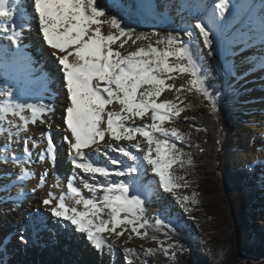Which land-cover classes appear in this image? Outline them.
<instances>
[{
	"label": "snow or ice",
	"instance_id": "obj_1",
	"mask_svg": "<svg viewBox=\"0 0 264 264\" xmlns=\"http://www.w3.org/2000/svg\"><path fill=\"white\" fill-rule=\"evenodd\" d=\"M215 12L223 16L228 9L226 0H219L214 5ZM34 11L38 17L39 31L44 42L53 50L63 72V81L67 91V101L64 123L70 137H64L69 147V156L72 157V165L81 170L93 180L102 177L108 183L100 184L83 182V188L98 198H85L79 188L67 183V192L75 198L76 204L83 206L82 211L69 207L65 203V197L58 199L48 193V198L43 200L45 205L55 206L51 208V215L75 226L76 231L86 235L87 240L93 247L100 250L106 244L105 234H115L117 238L123 235L127 228L143 239L147 232V221L143 219L144 201L137 195H130V186L124 182H114L112 176L123 177L125 171H113L107 167L100 166L93 161L86 149H93L104 143L107 149L119 152L124 157L135 162L138 157L133 155L127 147L120 146V142H133L131 147L138 152H143V161L150 166L152 173L158 177L159 185L164 192H173L180 187H188L184 176L174 174V165L183 166L185 163L192 165L189 156L184 159V151L178 147V142L183 136L173 127H164L165 123L171 122L179 117L184 111L178 103L163 99L166 92L179 94L182 88L175 87L167 81L172 80L173 74L187 73L192 79L189 84L195 92L211 106V111L216 110V101L205 85V79L201 76V70L193 59V53L177 37L168 36L161 38L157 33L134 34V30L126 29L115 16H105L103 6L98 0H34ZM15 11L7 6V0H0V18L14 21ZM108 24L115 29L107 35L101 31V25ZM198 30L202 37L204 46L211 50L213 40L211 39V28L202 20H197L190 28ZM189 37L193 32L185 30ZM20 33L13 31L9 39L16 43ZM155 44L163 47L153 46ZM123 38V39H122ZM137 41H148L146 47L138 46L137 50L122 53L118 49H124L125 45ZM119 42V43H118ZM118 44V49L113 46ZM70 57L72 58L70 61ZM181 61L186 63H181ZM10 91L6 96L11 97ZM177 99L179 97L177 96ZM118 105V110L109 109L108 106ZM30 112L33 125L49 123L45 116L54 114L52 106H38L32 103L5 102L0 104V122L7 120L9 115L19 117L26 129L29 118L24 115ZM150 114V124L135 126V119L143 120ZM9 124L11 120H7ZM131 122V123H130ZM21 125H17L20 127ZM142 138V141L137 138ZM12 139L11 136L8 138ZM116 142L113 144L112 142ZM146 145V148L142 146ZM23 155L26 159L16 160L21 166L25 177L32 173L24 167L31 159V149L28 141H23ZM35 146V145H33ZM54 144L49 137L47 144V155L53 156ZM97 154L106 155L104 148L95 147ZM201 151H203L201 149ZM74 154V156H73ZM44 159V154H39ZM112 165L119 166L121 161L110 159ZM129 168V171H135ZM47 173L39 176V185L45 183ZM178 181H185L184 184ZM197 193L193 192L191 198L184 196L182 203L189 200L193 205L198 203ZM108 219L102 218L105 213ZM190 211L191 209H185ZM159 223V221H157ZM122 231H117L121 229ZM155 239V237H153ZM170 249L183 251L180 245H169L160 251L167 257ZM148 255H155L156 250L148 248ZM173 251L170 259L175 258ZM126 254H133V249L126 248ZM131 264V261L128 262ZM147 264V262H145Z\"/></svg>",
	"mask_w": 264,
	"mask_h": 264
},
{
	"label": "bare ground",
	"instance_id": "obj_2",
	"mask_svg": "<svg viewBox=\"0 0 264 264\" xmlns=\"http://www.w3.org/2000/svg\"><path fill=\"white\" fill-rule=\"evenodd\" d=\"M26 1L13 0L11 9L15 11L14 21L0 18V76L3 79V82L0 81V104L7 101L12 104L32 103L38 106H52L54 107V114L50 117L45 116L49 123L40 124L37 121V124L33 125L31 114L26 111L24 115L29 118L26 129L22 126L23 122L19 117L9 115L7 120H11V124L7 120L0 122V264H46L45 259H48L47 264H92L88 260L91 257L86 258L89 255L97 257L96 264H128L132 260V256L126 254L125 249H140L142 245L140 237L132 233L130 227L119 238L114 233L105 234L107 244L98 250L87 240L86 235L76 231L75 226L70 222L51 215V208L55 206V200L52 205L43 203V200L48 198V193L51 192L57 199L64 196L65 203L69 207L82 211L83 206L76 204L75 198L67 192V183L71 181L73 186L80 189L82 196L93 199L98 198L101 193H97L96 197H93L92 193L83 188V182H99L106 185L108 181L98 176L93 180L89 175H85L72 165L69 147L64 140L66 135L68 137L71 135L70 132H67L64 123L66 107L70 102L67 101V94H60L54 89L56 80L59 78L63 80V72L53 50L43 40L34 8L31 9L32 21L27 22L24 17H16L23 9L28 10V6L24 5ZM175 1L178 5L176 8L174 6ZM98 2L105 11V16L101 17L102 20L115 16L124 28L134 30V34L157 33L161 38L177 37L178 46L180 41L185 44L194 39L184 31L187 29L186 27L193 25L192 21L200 19V14L207 16L205 24H208L211 29L213 27V29L220 30L223 24L229 23L226 34L228 44L223 47L217 41L213 45L215 51H219L217 53L221 54V58H223V53V55L230 56V59L234 58V52L240 53L235 61L240 64L242 79L250 81L253 85L264 84V68H262L264 67V0H226L228 9L223 16L216 14L215 4H211L212 1L210 0H149L146 8H143L137 0H98ZM192 10L196 13L195 15H192ZM174 13L180 15L179 18L175 17ZM231 18L234 20L233 23L230 22ZM247 23L249 26H253L252 33L242 28ZM28 26H30L31 31H27ZM238 26L241 29H238ZM100 27L105 35L109 31L115 34V29L110 28L108 24H102ZM13 31L20 33L16 43L9 39ZM193 34L199 43L203 42L199 38L198 30L194 29ZM155 39L153 37L151 40L153 46L163 47L156 45ZM255 40L263 42L255 44ZM147 44L148 41H137L136 44L129 41L124 49H118V44L114 45L113 48L122 53H127L137 50L138 46L146 47ZM244 48L245 51H243ZM210 55L215 61L217 54L210 53ZM71 59L70 57V61ZM197 62L200 66L208 67L206 57ZM55 63L57 68L54 66ZM229 69L226 71L227 76L235 78L234 70ZM229 71H232V74ZM249 72L251 75H248ZM40 74L49 76L48 85L54 90L51 95L42 91L37 92L38 94L30 91V85ZM182 81L183 78H173L167 83L180 87L183 91ZM8 91L12 93L11 97L6 96ZM181 92L179 94L174 91L166 92L163 99L178 103L177 96L180 98ZM178 105L182 104L178 103ZM108 107L110 110H118L119 108L118 105ZM134 123L135 126L150 124V114L145 116L143 120L135 119ZM17 125L21 126L17 127ZM174 125L175 123L171 121L165 123L164 127L171 129ZM49 129L55 131V140L59 144L57 154L52 157L47 155V143L45 141V133ZM9 136L12 137L11 140L8 139ZM137 139L142 141L140 137ZM24 140L28 141V147L31 149V159L24 165L32 173L28 177L23 175L20 164L14 162L13 159L14 157L16 160L26 159L23 155ZM112 143L115 144L116 142L113 141ZM134 143L136 141H122L120 146L127 147L133 155L138 157L135 162L120 153L115 154L114 151L104 147L103 142L99 146H94L93 149H86L85 152L97 164L113 171L135 168L136 170L130 171V173L125 171L126 175L123 177L112 176L111 180L128 184L131 190L130 195H137L143 200L147 213L152 214L153 210L154 212L158 210L154 204L155 191L167 194L174 202L177 200L176 194H178L179 188L174 189L173 192H164L159 185L158 177L152 173L150 166L143 161V152H138L131 147V144ZM142 146L146 148L145 144ZM95 147L104 148L106 155L97 154L94 150ZM39 154H44L43 160L40 159ZM110 159L119 160L121 164L119 166L112 165ZM173 171L177 175L175 165ZM45 172L47 177L41 187L39 176ZM139 178L148 180V184L146 186L139 185ZM178 183L181 184V181ZM31 202L32 206L30 205ZM166 204L168 205V203ZM106 212L107 210L102 214L104 219L109 218ZM37 225L40 226V229ZM122 230L123 226L121 229H117V231ZM67 240L74 243L78 253L77 257H74L66 249Z\"/></svg>",
	"mask_w": 264,
	"mask_h": 264
},
{
	"label": "rangeland",
	"instance_id": "obj_3",
	"mask_svg": "<svg viewBox=\"0 0 264 264\" xmlns=\"http://www.w3.org/2000/svg\"><path fill=\"white\" fill-rule=\"evenodd\" d=\"M212 1L211 4H215L219 2V0H210ZM208 2V1H207ZM174 6L176 8L177 2H174ZM196 9V8H195ZM173 10V9H172ZM173 12V11H172ZM175 12V11H174ZM176 13V12H175ZM174 13V14H175ZM192 15L196 13L192 10ZM200 14V13H199ZM180 15L175 14V17L179 18ZM207 16H202L200 14V19L205 23V19ZM184 20V18H181ZM233 18L230 19V22L233 23ZM196 21H192L193 25ZM244 24L242 28L247 29L248 32H251V29H254L253 26H249ZM227 25L223 24L220 30L211 29V39L213 40V44L211 46V50L208 47L204 46V42L199 43V40L196 39L197 37L193 34V40H189V43L183 44L187 46L190 51L193 53V59L198 64L199 59H203L206 57L208 67L203 65H199L201 70V76L205 79V85L208 87L210 94H213L214 97L221 98L225 92L229 89L236 88V103L240 106L239 109L240 114L243 116V124L244 133L240 135L239 141V149L236 152V160L234 170L240 169H251L252 177L256 180L260 181L261 187L257 191V202H256V212L257 218H255L254 222L252 223L251 232L254 233L259 239L264 241V84L253 85L250 81H244L242 79L243 75L241 74V67L240 64L235 61L240 53L234 52V58L230 59V56L222 53L223 58H221V54L215 51L214 44L218 41L223 47L227 46L228 38H226L227 34ZM225 26V27H224ZM190 31H194V28L186 27ZM185 29V30H187ZM238 29L241 27L238 26ZM213 30V31H212ZM186 33V31H184ZM242 33H244L242 31ZM241 33V34H242ZM200 40L203 41L202 37ZM230 42V41H229ZM263 41L255 40V44H259ZM245 51V48L243 49ZM210 53H216L217 57L214 59L211 57ZM181 63H186L181 61ZM205 63V64H206ZM204 64V65H205ZM231 68L234 70L233 74L235 78L232 76H227L226 71ZM264 68V67H262ZM230 70V69H229ZM264 70V69H263ZM232 74V71H229ZM262 72V70H259ZM185 74V75H184ZM248 75H251L249 72ZM175 79L183 78V88L184 90L181 92V97L179 98L180 107L184 108V111L181 112L180 117L175 118L172 122L175 123L174 127L179 131V133L183 136V140L178 142V147L181 148L184 153L186 154L184 159L186 160L189 156H194L193 154V147L192 144L195 141L194 133L197 132V128L205 131L204 128L201 127V122L199 121L197 115L194 111H190L188 109V99L190 97L191 88L189 81L192 77L187 73H177L173 74ZM228 78V79H227ZM3 79L0 76V81ZM3 82V81H2ZM259 82V81H258ZM195 92V90H194ZM191 139L190 141L188 139ZM192 147V148H191ZM263 153V154H262ZM192 159V157H191ZM193 162V159H192ZM176 173L178 176H184L185 180L188 184V187H180L178 190L177 200L174 202L172 199L165 193L161 191H155L154 196V204L158 207V210L152 212V214L147 213V209L144 203V210H143V219L146 220L148 223L157 226V229L160 230V224L162 222L168 221H175L177 223H183L184 225L188 226L193 233V235L198 240L199 248L206 250L207 255L206 258L203 257L202 253L200 254H190L187 256L188 248L180 242L175 236L173 235L172 231H167L169 234L168 240L163 239L164 233L166 231L162 230L160 236H157L159 240L154 241L152 238L149 240L147 235L141 239L142 243L140 249H133L131 264H161L159 262L160 259L165 258V262L163 264H202L209 263L214 259L215 256V249H214V237L213 232L211 231L210 227V218H212L214 214V209L212 208V202L210 201L211 198L209 197V201H205L203 203L200 199L199 194V184L202 180V177L197 176L195 173L196 169H192V165H188L185 163L183 166L177 164ZM127 171L129 169H126ZM129 172V171H128ZM130 173V172H129ZM148 180L139 178V185L146 186L148 184ZM185 181H181V185L184 184ZM193 192L197 193V200L198 203L193 205L191 200H189L186 204L182 203V198L184 196H188L191 198ZM202 193V191H201ZM153 195V194H152ZM203 195V194H202ZM201 195V197H202ZM161 196V197H160ZM28 202V201H27ZM178 202V204H177ZM168 203V205L166 204ZM32 206V202L30 203ZM205 205L207 206V210L205 209ZM210 206V207H209ZM191 209L190 211H186L185 209ZM210 214V215H209ZM212 215V217H211ZM213 220V219H212ZM159 221V223H157ZM38 229H40V226ZM141 233L145 232V229L140 230ZM147 232V231H146ZM47 234V233H46ZM43 235V234H41ZM171 236V237H170ZM140 237V236H139ZM66 249L72 253L74 257H77V251L74 247V243L67 240ZM180 245L181 249H186L183 251H175L174 249H170L167 257L160 251L162 248H166L169 245ZM151 248L156 250L155 255H148L146 253V249ZM173 251H175V258L170 259L169 257L172 256ZM53 253V252H51ZM13 255V254H12ZM86 256V254H83ZM89 255V254H88ZM13 257V256H12ZM91 257L90 262L92 264H96L97 257H92V255L86 256V258ZM190 259L193 261L190 262ZM254 259V258H253ZM45 263H48V259H45ZM256 262V261H255ZM16 264V263H15ZM19 264V263H18ZM257 264V263H256Z\"/></svg>",
	"mask_w": 264,
	"mask_h": 264
},
{
	"label": "trees",
	"instance_id": "obj_4",
	"mask_svg": "<svg viewBox=\"0 0 264 264\" xmlns=\"http://www.w3.org/2000/svg\"><path fill=\"white\" fill-rule=\"evenodd\" d=\"M236 97L235 88L229 89L221 98L216 96L215 112L194 89L188 99V109L195 112L205 130L197 128L194 133L192 169L195 168L197 176L204 179L199 184L201 201L206 203L210 197L215 214L209 220L215 256L211 262L202 264H253L251 257L257 264H264V241L251 232L252 223L257 218L260 181L252 177L251 169L234 170L240 135L245 132L244 119L239 112L241 108L234 101ZM162 223L159 231L157 226L147 222L145 230L149 240L155 237L154 241H160L157 236L162 230L166 231L162 238L168 240L169 230L188 248L187 256L202 253L206 258L207 251L199 248L198 240L188 226L175 221ZM164 259L159 262L163 264Z\"/></svg>",
	"mask_w": 264,
	"mask_h": 264
},
{
	"label": "water",
	"instance_id": "obj_5",
	"mask_svg": "<svg viewBox=\"0 0 264 264\" xmlns=\"http://www.w3.org/2000/svg\"><path fill=\"white\" fill-rule=\"evenodd\" d=\"M250 260L253 264H256L255 260L252 257L250 258Z\"/></svg>",
	"mask_w": 264,
	"mask_h": 264
}]
</instances>
